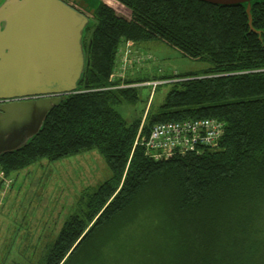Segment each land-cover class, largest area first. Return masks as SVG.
<instances>
[{
	"label": "trees",
	"instance_id": "1",
	"mask_svg": "<svg viewBox=\"0 0 264 264\" xmlns=\"http://www.w3.org/2000/svg\"><path fill=\"white\" fill-rule=\"evenodd\" d=\"M250 15L253 31L245 5L199 0L97 5L83 38L89 64L80 88L48 113L25 146L0 155L5 177L41 159L54 162L91 150L111 172L94 191L80 194L77 210L39 264H69L98 227H108L127 210L148 208L163 221L155 264H264V0L251 4ZM148 41L209 67L155 78L170 80L163 104L155 113L147 109L143 122L142 113L127 121L116 107L135 103L137 87H111L148 79L109 78L126 42ZM198 118L225 124L217 149L167 160L146 154L141 140L153 125Z\"/></svg>",
	"mask_w": 264,
	"mask_h": 264
},
{
	"label": "rangeland",
	"instance_id": "2",
	"mask_svg": "<svg viewBox=\"0 0 264 264\" xmlns=\"http://www.w3.org/2000/svg\"><path fill=\"white\" fill-rule=\"evenodd\" d=\"M129 50L118 56L122 79L148 81L135 84V103L116 107L127 121L142 113L143 122L147 109L155 113L163 104L170 80L155 78L209 67L207 61L185 57L160 41L138 43ZM154 81L159 82L155 90ZM0 174L10 180L0 182V264H39L63 222L77 210L80 194L94 191L111 172L103 157L91 150L54 162L41 159L10 177ZM161 220L151 208L127 210L108 227H98L69 264H155Z\"/></svg>",
	"mask_w": 264,
	"mask_h": 264
},
{
	"label": "water",
	"instance_id": "3",
	"mask_svg": "<svg viewBox=\"0 0 264 264\" xmlns=\"http://www.w3.org/2000/svg\"><path fill=\"white\" fill-rule=\"evenodd\" d=\"M69 1L93 16L103 0ZM199 1L245 5L253 31L250 9L259 0ZM91 24L88 17L60 0H2L0 155L25 146L39 133L48 113L80 88L89 64L82 41Z\"/></svg>",
	"mask_w": 264,
	"mask_h": 264
},
{
	"label": "built area",
	"instance_id": "4",
	"mask_svg": "<svg viewBox=\"0 0 264 264\" xmlns=\"http://www.w3.org/2000/svg\"><path fill=\"white\" fill-rule=\"evenodd\" d=\"M135 46L132 42H126L125 48L119 53L127 54L129 48ZM141 59L142 56L136 52ZM122 79V70L117 69L110 75L109 80ZM159 82H151L154 88ZM134 85H115L111 88H120ZM225 124L216 118L184 119L180 121H168L153 125L149 134L142 139L145 152L154 160H167L176 153L193 152L202 153L204 150H215L219 147L224 133ZM141 127L138 131L140 133ZM137 143V140H136ZM10 180L0 174V182L8 184Z\"/></svg>",
	"mask_w": 264,
	"mask_h": 264
},
{
	"label": "flooded vegetation",
	"instance_id": "5",
	"mask_svg": "<svg viewBox=\"0 0 264 264\" xmlns=\"http://www.w3.org/2000/svg\"><path fill=\"white\" fill-rule=\"evenodd\" d=\"M60 1H62V2L65 3L66 5L70 6L71 8H73L74 10H76L77 12H79L80 14H82V15L88 17L90 20H92L93 16H92V15H88L89 13H88L86 10H84V9L81 8V7H79V6L76 5L74 2H70L69 0H60ZM86 12H87L88 14H87ZM82 44H83V48H84V43H83V41H82ZM84 51H85V49H84Z\"/></svg>",
	"mask_w": 264,
	"mask_h": 264
},
{
	"label": "bare ground",
	"instance_id": "6",
	"mask_svg": "<svg viewBox=\"0 0 264 264\" xmlns=\"http://www.w3.org/2000/svg\"><path fill=\"white\" fill-rule=\"evenodd\" d=\"M87 13V12H86ZM88 14V13H87ZM89 15V14H88ZM155 87H157V86H155ZM153 127V126H152ZM149 133V132H148ZM147 135H145V137H146ZM142 141V140H141Z\"/></svg>",
	"mask_w": 264,
	"mask_h": 264
},
{
	"label": "crops",
	"instance_id": "7",
	"mask_svg": "<svg viewBox=\"0 0 264 264\" xmlns=\"http://www.w3.org/2000/svg\"><path fill=\"white\" fill-rule=\"evenodd\" d=\"M123 53H121L120 55H122Z\"/></svg>",
	"mask_w": 264,
	"mask_h": 264
}]
</instances>
